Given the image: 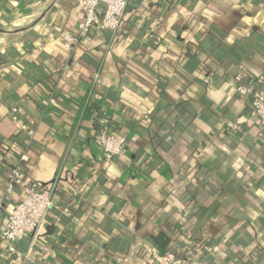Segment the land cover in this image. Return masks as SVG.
Here are the masks:
<instances>
[{
	"label": "crops",
	"instance_id": "obj_1",
	"mask_svg": "<svg viewBox=\"0 0 264 264\" xmlns=\"http://www.w3.org/2000/svg\"><path fill=\"white\" fill-rule=\"evenodd\" d=\"M82 20L77 0H0V256L22 166L72 211L18 242L24 264H157L146 250L175 245L198 264H264V128L234 83L264 96V0H131L118 32L66 49ZM165 96L185 102L176 119ZM103 111L128 139L111 163ZM203 168L211 190L186 208L182 180Z\"/></svg>",
	"mask_w": 264,
	"mask_h": 264
},
{
	"label": "built area",
	"instance_id": "obj_2",
	"mask_svg": "<svg viewBox=\"0 0 264 264\" xmlns=\"http://www.w3.org/2000/svg\"><path fill=\"white\" fill-rule=\"evenodd\" d=\"M131 0H77L82 10L83 20L78 26L77 32H65L62 36L66 49L72 50L91 35L100 33H116L122 26L125 14ZM235 91L241 97H249L252 100V116L256 118L264 128V96L255 91L247 82L246 77L238 73L234 77ZM55 103L54 100L50 101ZM1 104V102H0ZM18 113V111H15ZM17 120V117H14ZM98 141L101 148V158L105 163H111L121 156L125 150L127 139L117 132V124L108 116L107 112L100 113L96 121ZM31 136L34 131L27 126H21ZM229 130L238 131L239 126L235 123L228 125ZM21 163L27 164L29 157L21 154ZM25 168V167H24ZM24 169L18 166L12 171L6 184L8 194L18 190L20 201L14 211L7 218L6 229L3 239L8 243L6 254L0 256L1 263L24 264L27 260L18 249L21 239L35 236L43 227L47 217L52 211H59L65 217H71L72 211L69 207H61L55 201L54 188L43 189L35 183L28 182L23 174ZM2 206L0 204V212ZM56 221L60 222V216ZM147 256L157 264H198L188 259L184 250L162 255L153 248H148Z\"/></svg>",
	"mask_w": 264,
	"mask_h": 264
},
{
	"label": "trees",
	"instance_id": "obj_3",
	"mask_svg": "<svg viewBox=\"0 0 264 264\" xmlns=\"http://www.w3.org/2000/svg\"><path fill=\"white\" fill-rule=\"evenodd\" d=\"M163 98L169 104L167 106L168 109H169V115L171 116L172 119H176L177 116L179 115V112L181 111V109L183 107H185V102L175 101V100H173V99H171V98H169L167 96H165ZM161 100H163V99H161ZM190 104L192 105V103H190ZM194 110H196V108ZM154 111L150 115L148 126L153 124V120H156L155 118H158V116H155V115H154L155 117L153 116ZM190 112L192 113V116L194 117V113H193L194 111L192 112V109H190ZM99 116H100V112H96L95 113V120L96 121L98 120ZM123 127H125V126L121 125L120 126V130L123 129ZM120 130H119V134H122V132H120ZM117 132H118V130H117ZM127 141H128V139H127ZM126 146H127V144H126ZM5 148H6L5 149L6 152H9L12 155H14V154L17 155V152H16L14 146L13 147H5ZM17 164H19V162ZM202 172L203 173H206V170L203 168L202 169ZM202 172L200 171L198 174H193L192 172H187L186 173V178L182 180V183H183V185L185 187V192L182 194V196H181L180 199H181V202L186 206V208H190V205H191L192 201L195 200V194H196V191L198 189H200V190L201 189H205L207 191H210L211 190V186H212L211 185L212 175H211V173H208V172L205 175L204 174H201L200 175V173H202ZM25 174L26 173H24V177H25ZM195 213H198V212H195ZM199 213L197 214V216L199 215ZM208 245H209V243H207L204 240H201L200 243H198L197 245L195 244V246H191L189 248L190 249L189 253H192V252H194L197 249L205 250V249H207L206 247ZM175 246L174 247H171V249L169 250V252H171V251L173 253L174 252H177L178 251V247H175ZM185 254H188V252H186ZM98 263H100V262H98ZM98 263L96 262V264H98Z\"/></svg>",
	"mask_w": 264,
	"mask_h": 264
}]
</instances>
